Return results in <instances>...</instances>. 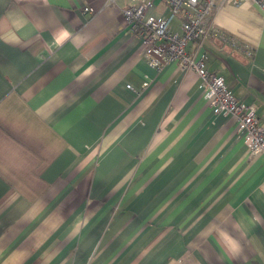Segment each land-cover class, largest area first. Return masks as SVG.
<instances>
[{
  "label": "crops",
  "instance_id": "1",
  "mask_svg": "<svg viewBox=\"0 0 264 264\" xmlns=\"http://www.w3.org/2000/svg\"><path fill=\"white\" fill-rule=\"evenodd\" d=\"M128 4L0 0V264H264V153L195 72L148 66ZM212 19L254 58L187 48L264 127V10L217 0Z\"/></svg>",
  "mask_w": 264,
  "mask_h": 264
},
{
  "label": "built area",
  "instance_id": "2",
  "mask_svg": "<svg viewBox=\"0 0 264 264\" xmlns=\"http://www.w3.org/2000/svg\"><path fill=\"white\" fill-rule=\"evenodd\" d=\"M113 3L116 0H109ZM241 4L248 0H228ZM264 10V0H252ZM168 14L157 17L151 14L155 0H129L124 8L125 26L145 45L142 56L148 66L160 72L170 63H176L184 71L195 72L200 78L199 87L205 99L216 113H226L235 117L240 133L251 154L264 153V127L257 109L240 100L228 87L225 75L210 71L206 65V55L196 57L188 50L189 42L201 44L207 39H215L231 46L249 59L255 50L246 42H241L223 32L212 19L217 0H166ZM85 13H94L85 7ZM180 19L178 31L173 22ZM148 82L145 83V86ZM132 88L131 85L127 86ZM138 92V91H137Z\"/></svg>",
  "mask_w": 264,
  "mask_h": 264
},
{
  "label": "rangeland",
  "instance_id": "3",
  "mask_svg": "<svg viewBox=\"0 0 264 264\" xmlns=\"http://www.w3.org/2000/svg\"><path fill=\"white\" fill-rule=\"evenodd\" d=\"M177 20V19H176Z\"/></svg>",
  "mask_w": 264,
  "mask_h": 264
}]
</instances>
